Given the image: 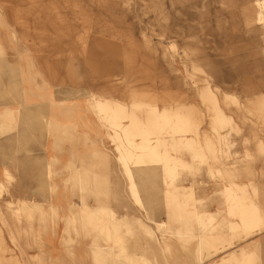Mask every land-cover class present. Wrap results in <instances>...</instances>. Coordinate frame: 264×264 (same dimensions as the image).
I'll list each match as a JSON object with an SVG mask.
<instances>
[{
  "label": "bare ground",
  "instance_id": "1",
  "mask_svg": "<svg viewBox=\"0 0 264 264\" xmlns=\"http://www.w3.org/2000/svg\"><path fill=\"white\" fill-rule=\"evenodd\" d=\"M147 9L156 13L160 27V36L164 41L180 37L177 22L173 21L180 11L175 8V0H143ZM182 1V0H180ZM191 0H183L187 4ZM231 17L239 16L248 32L262 30L264 33V0H229ZM224 4L225 0H218ZM171 8V10L169 9ZM7 36L5 32H9ZM18 39L12 25L0 8V60L12 48V42ZM187 47L181 54L175 53V44L163 46V57L172 71L175 57H180L185 74L182 80H193L197 73H205L196 50H192L193 40H184ZM6 60V59H5ZM17 71L19 72V64ZM31 77L36 88L44 92L50 85L51 76H42V84L37 81L39 72L34 70V60L30 62ZM29 70V69H28ZM23 73V72H22ZM25 73H23L24 75ZM53 78V77H52ZM178 78V77H177ZM200 87L193 80L191 92L195 89L202 107L174 101L170 96H152L131 94L129 103L100 93L85 91L77 94L75 103L67 107L66 113L76 110L82 112V124H58L43 117L42 106H38L40 122L44 123L48 133L54 131L68 135L71 140L77 139L79 126L86 131L79 136V141L91 150L80 157L81 166L67 167L72 172L68 181H73L74 189L80 194L78 208L69 207L64 218V241L66 246L75 240L70 238L73 231L79 240L89 241L87 251H82V261L88 259L91 264H257L260 259V248L264 246V204L258 200L259 188L253 183H238V169L228 168L221 163L220 154L223 147H230L229 134L225 130H240L234 117L226 112L224 106L234 105L238 112L245 109L263 116L264 95L250 101V107H244L236 95L223 93L219 87L211 86L207 79H202ZM16 95L23 93L21 83L15 86ZM14 92V91H13ZM51 95V93H50ZM60 96V95H59ZM35 115V114H34ZM20 111L4 109L0 111V136H9L19 125ZM207 118L208 128L203 131V123ZM91 133L95 137H91ZM257 151L264 155V142L259 140ZM184 153L190 156L185 160ZM224 153H227L225 150ZM248 158L251 154L246 155ZM118 167L120 174L127 182L128 194L134 207L141 211V216L129 214L119 215L109 203L111 184L109 176L112 165ZM202 169L212 179L228 180L215 191L222 198L211 199L208 204L216 206L214 212L208 211L206 203L208 193L205 182H192L185 186L180 184L182 177L190 173L199 175ZM55 173L52 166L47 169L50 177ZM5 181L0 183V198L8 191L14 176L5 170ZM203 190L197 192V188ZM218 185H216V188ZM52 193L56 186H50ZM145 195V198L143 194ZM202 193V194H199ZM199 194V195H198ZM114 200L118 195L113 192ZM93 197L95 207H91L87 198ZM212 198V197H211ZM158 201V203H157ZM163 204L168 219L162 222L155 218L156 209ZM157 207L155 209V207ZM223 209L226 216H222ZM50 217L58 219L54 206L50 208ZM46 219L42 204L28 201H6L5 213L0 206V220L9 232L12 242L17 243L21 254V237L32 238L34 221ZM221 216V220L219 219ZM25 221L28 229L23 231L20 223ZM225 231L227 232L225 234ZM243 240L248 246H234L235 240ZM197 241L194 250L182 256L178 252V244L188 246ZM133 243H129L132 242ZM30 244V243H29ZM32 245H34L32 243ZM262 246V247H263ZM259 248V251H258ZM0 264H22L12 255L5 256L9 249L4 243L0 229ZM262 252V249H261ZM76 263L75 251H69ZM47 259V260H45ZM62 256L63 264H72ZM79 260V258H78ZM69 261V260H68ZM80 261V260H79ZM46 256H34L24 264H49ZM74 263V264H75Z\"/></svg>",
  "mask_w": 264,
  "mask_h": 264
},
{
  "label": "rangeland",
  "instance_id": "2",
  "mask_svg": "<svg viewBox=\"0 0 264 264\" xmlns=\"http://www.w3.org/2000/svg\"><path fill=\"white\" fill-rule=\"evenodd\" d=\"M175 2V8L169 9L172 12L173 9L180 11V14L175 12L173 21L177 22L181 36L166 41L161 39L156 13L147 9L143 0H0V8L16 31L18 43L16 41L14 42L17 45L13 43L18 50L13 53H17L15 56L18 59L20 75L23 78L27 76L24 78L28 79L26 83L34 84L31 77L34 73L29 66L34 60V70L39 72L37 81L40 84L43 78L40 76L41 73L44 77L51 76L47 88L51 95L55 93L57 96L75 101L74 97L77 94L89 90L129 103L133 93L143 96L156 94L162 97L170 96L174 101L179 100L204 109L196 90L191 92L190 88L193 80L201 87L204 83L201 80L207 79L211 86L219 87L223 93L236 95L242 105L249 108L250 101L264 95L262 30L248 32L239 16L231 17L227 9L231 4L229 0H225L224 4L218 0H191L189 4L183 0ZM184 40H193L191 48L198 52L205 72L197 73L193 80H182L185 69L180 57H175V67L179 71H172L163 57V46L168 48L172 43L175 44L176 51L171 55L181 54L187 47ZM32 89L39 94L43 93L35 85ZM25 108L26 105L23 110ZM224 108L234 117L240 130L224 131V134H229L228 139L232 144L230 147H223V153L220 154L221 163L233 170H239L236 179L238 183L255 184L259 188L258 200L264 204V155L257 151L259 140L264 142L263 116L255 111L251 114L245 109L238 112L234 105ZM207 122L205 118L203 131L208 128ZM69 141L77 142L71 139ZM225 150L227 153H224ZM247 154H251L252 157L248 158ZM183 157L190 161L187 153H184ZM58 174L61 175V172ZM65 174L70 176L72 172L66 168ZM49 178L53 182L55 176L51 175ZM192 182L207 183L208 193H203L209 197L206 207L208 211L214 212L216 206L208 202L211 199H218L222 203V198L218 193L216 195L215 191H219L220 186L227 184L228 180L212 179L206 169H202L199 175L185 174L180 184L188 186ZM59 186L68 193L75 191L71 182ZM11 187L10 183L6 193L8 197L11 195ZM196 190L201 192L203 188L199 187ZM77 194H74V201L70 200L68 205L72 204L71 206L78 208L80 194L78 192ZM143 196L145 198L144 194ZM91 198H87V202L93 205L95 200ZM6 199L5 197L0 201L4 213ZM128 199L129 214L141 216V211L134 207L129 194ZM157 207L159 206L156 205L155 209ZM50 208L51 205L49 210L45 208L48 213H51ZM61 210L63 214H60L58 219L47 215L48 220L45 224L40 218H36L32 238L27 239L23 236L19 243L26 253L36 252L39 253L38 257H48L51 261L49 264H63L62 256L67 258V262L74 264L72 256L68 255L73 249L78 255L75 264H91L88 259L83 261L81 259V255H84L82 251H87L89 241L77 239L73 231L70 232V238L75 241L70 246L65 244L64 231L61 234V243L65 248L58 258L43 252L46 246L41 227L43 225L48 227L49 222L52 226L59 223L64 227L65 210ZM222 216H226L224 209ZM155 218L159 222L168 219L163 204L156 209ZM219 219L221 220V216ZM0 225L3 229L4 243L9 249L8 253L3 254L9 257L18 255L22 264L24 260L33 259L27 254L20 255L21 249L17 247V243L12 242L1 220ZM19 225L23 228L28 227L25 221ZM255 237L262 241L264 235L253 238ZM30 242L34 245L31 246ZM234 243L236 247L248 246L240 239H236ZM196 245V240L191 241L188 246L182 247L178 244V252L182 256L188 255ZM262 246H259V255L260 259L264 260ZM259 263L260 261L257 264Z\"/></svg>",
  "mask_w": 264,
  "mask_h": 264
},
{
  "label": "crops",
  "instance_id": "3",
  "mask_svg": "<svg viewBox=\"0 0 264 264\" xmlns=\"http://www.w3.org/2000/svg\"><path fill=\"white\" fill-rule=\"evenodd\" d=\"M5 34L9 36L10 31L5 32ZM13 42V47L4 54L6 58L0 60V111L6 108L18 110L20 111V118L19 125L14 133L9 136H0V183L5 181V170H9L14 176L11 183L10 197L6 194L2 199L0 198V201L6 197L5 201H13L15 203L25 200L42 204L48 217L50 216L48 210L51 205L57 209L58 216L63 214L61 209L65 210L64 215L67 216L69 207L72 205H68V203L70 200L74 201V194L78 195L77 192L79 193V191L75 189L74 192L68 193L59 185L67 182L73 184V181H68L72 174L66 176L65 169L72 166L79 169L81 166L80 157L85 152L91 150V145L86 146L79 141V136L81 137L84 131H86L81 126L77 129V135H74L77 137L74 141L77 142H70L68 135H64L61 132L54 131L53 133H48V129L44 123L40 122L41 117L38 112V106L42 104L43 117L46 114L48 119L61 125H72L75 123L81 125L83 119L82 112L73 107V111L70 110L69 113H66L67 107L75 103L74 100H67L62 98V96H57L55 93L50 95V91L47 89L39 94V92L32 89L34 87L32 82L26 83L28 79L24 78L27 76L23 78L17 71L16 64H18V59L15 56L17 53L13 52H17L18 49L15 46L16 43L14 42V44ZM18 75H20L21 80H19ZM19 82L23 88V93L20 96L15 94L17 93L15 86ZM25 105L26 108L23 110ZM91 137L94 138L95 134L91 133ZM49 166H52L56 173L53 175L55 176L53 182L50 181L47 175ZM59 172H61V175L58 174ZM109 182L112 191L118 195V201H115L113 192H111V196L109 197L110 206L117 213L123 215L129 209L128 186L115 164L112 165ZM51 185L56 186V190L52 194L50 190ZM91 200L95 199L92 197ZM95 205L96 201L95 204H91L90 206L95 207ZM37 218L39 217L37 216ZM47 220L46 216L45 221L42 223L45 224ZM20 228L23 231L28 229V227ZM41 228L44 231L43 242H45L46 246L43 252L53 258H58L63 254L62 251L65 248L61 243V234L65 226L61 227L59 223L52 226L49 222L48 227L43 225ZM0 229L3 232L1 225ZM30 245L33 246L32 242H30ZM21 248L25 251L22 244ZM24 253L28 257L39 255L36 252ZM15 256L19 258L18 255Z\"/></svg>",
  "mask_w": 264,
  "mask_h": 264
}]
</instances>
